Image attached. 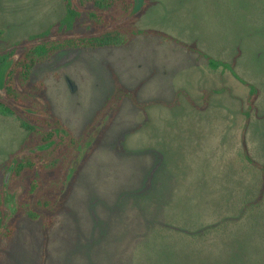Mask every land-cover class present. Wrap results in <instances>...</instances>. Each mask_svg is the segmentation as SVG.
<instances>
[{
    "label": "rangeland",
    "instance_id": "1",
    "mask_svg": "<svg viewBox=\"0 0 264 264\" xmlns=\"http://www.w3.org/2000/svg\"><path fill=\"white\" fill-rule=\"evenodd\" d=\"M137 2L145 9L135 26L169 38L139 34L123 47L67 49L33 68L30 88L48 104L39 99L34 112L50 111L77 139L112 93L113 75L145 106L121 101L52 226L44 229V213L19 214L12 238L0 241V264H264V219L243 221L238 211L244 186L262 182L240 140L264 163V0ZM63 16L60 0H0V50ZM29 140L19 120L0 115V229L25 185L9 187L10 163ZM223 219L231 242L217 248L213 229ZM203 228L213 231L200 237Z\"/></svg>",
    "mask_w": 264,
    "mask_h": 264
},
{
    "label": "trees",
    "instance_id": "2",
    "mask_svg": "<svg viewBox=\"0 0 264 264\" xmlns=\"http://www.w3.org/2000/svg\"><path fill=\"white\" fill-rule=\"evenodd\" d=\"M60 1L64 9V16L61 19L45 30L18 40L0 50V73L3 67L8 64L0 87V115L19 120L20 126L30 139L29 143L32 144L27 152L10 163L12 172L9 187L18 180L24 181L25 185L17 198L16 213L6 222L5 227L0 229V241L12 238L16 231L19 214H25L30 219L37 220L40 213H44V229L50 228L54 222L53 212L62 206L77 171L89 152L96 146L102 132L114 118L121 101L128 98L136 107L143 109L145 106L136 99L137 89H127L113 75L112 93L97 110L91 122L86 125L83 139H77L66 132V127L60 119L48 109L47 116L34 112L40 106L39 99L47 106L48 104L41 92L30 88V75L33 68L37 64L49 60L54 54L67 49L123 47L139 34L155 35L163 39L169 38L162 32L149 29L141 30L135 26V21L145 9V7L141 10L135 9V0ZM32 40L37 41L32 42ZM190 48L198 54H202L196 47ZM208 62L213 68L218 66V62L213 59H208ZM224 65L231 68L225 63ZM35 85L41 90L44 89L41 82H37ZM249 88L247 102L251 109L256 93L251 85ZM155 104L170 105V103L164 102ZM240 141L243 155L247 158L248 163L261 173L262 182L261 186L257 184L256 186L253 184L244 186V195L248 200L241 198L238 211L243 213L241 215L243 221L263 220L264 163L255 161L249 156L244 137ZM48 143H51L50 147L37 150V147ZM42 181L44 185H42ZM44 186L51 189L50 195L38 199V191ZM4 190L2 182L0 184V220L4 217ZM33 207L38 211H35ZM236 207L233 208V211ZM226 221L223 219L214 226L213 230L217 233L214 245L217 248L222 244H228L227 240L231 242L228 230L232 226ZM201 230L200 233L198 232L200 237L207 236L213 231L210 228ZM262 230L264 231L263 223ZM260 237L261 240L264 239V236L260 235ZM260 246L262 247L261 244ZM3 248L4 246L0 245V258Z\"/></svg>",
    "mask_w": 264,
    "mask_h": 264
},
{
    "label": "water",
    "instance_id": "3",
    "mask_svg": "<svg viewBox=\"0 0 264 264\" xmlns=\"http://www.w3.org/2000/svg\"><path fill=\"white\" fill-rule=\"evenodd\" d=\"M137 7H138V2H137V0H135V9H137ZM7 68H8V64L3 67V69H2V71L0 73V87H1V84H2V81H3V78H4L5 74H6ZM50 146H51V143H48V144H45V145L37 147V150H43V149H46V148H48Z\"/></svg>",
    "mask_w": 264,
    "mask_h": 264
}]
</instances>
